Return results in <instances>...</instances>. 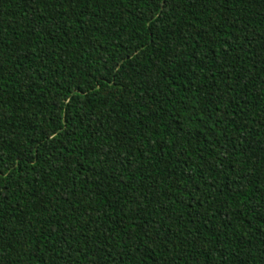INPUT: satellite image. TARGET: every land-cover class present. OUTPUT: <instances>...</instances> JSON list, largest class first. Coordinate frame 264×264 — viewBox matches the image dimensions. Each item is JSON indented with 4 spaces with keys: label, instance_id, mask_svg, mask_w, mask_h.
Wrapping results in <instances>:
<instances>
[{
    "label": "trees",
    "instance_id": "trees-1",
    "mask_svg": "<svg viewBox=\"0 0 264 264\" xmlns=\"http://www.w3.org/2000/svg\"><path fill=\"white\" fill-rule=\"evenodd\" d=\"M0 264H264V0H0Z\"/></svg>",
    "mask_w": 264,
    "mask_h": 264
}]
</instances>
